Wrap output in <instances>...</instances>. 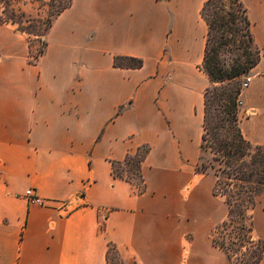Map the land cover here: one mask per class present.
Masks as SVG:
<instances>
[{"label": "crops", "instance_id": "crops-1", "mask_svg": "<svg viewBox=\"0 0 264 264\" xmlns=\"http://www.w3.org/2000/svg\"><path fill=\"white\" fill-rule=\"evenodd\" d=\"M240 1L260 59L238 124L257 147L264 0ZM206 2L72 0L35 62L29 36L0 23V264H108L109 245L124 264H231L211 234L228 206L214 175L196 171L213 84ZM141 148L139 193L114 169ZM28 189L44 204H30ZM252 213L264 240V193Z\"/></svg>", "mask_w": 264, "mask_h": 264}, {"label": "trees", "instance_id": "trees-1", "mask_svg": "<svg viewBox=\"0 0 264 264\" xmlns=\"http://www.w3.org/2000/svg\"><path fill=\"white\" fill-rule=\"evenodd\" d=\"M4 1L5 3L9 2V0ZM37 1L42 3L44 6L49 7L57 2V0ZM229 1L234 5H238L241 10L242 21L244 22L242 29L236 28L237 15L235 14L229 13V17L216 15L215 20H211L209 18L208 9L214 3V0H207L201 13L208 26V37L203 68L213 84L240 78L246 70H252L258 64L260 59L259 51L255 48L253 43L250 22L246 15L245 8L240 0ZM71 3L72 0H69L67 4L60 5L58 9L52 12L43 23L37 34L20 26H16L17 22L12 17H0V23H11L16 26L18 31L29 36L31 62H35L44 53L46 42L43 38L51 28L53 21L64 10L69 8ZM4 12L5 10H3V13ZM216 24H219L222 30H226L229 34H231V40H235V37L233 36L235 34L248 40L247 48L243 50L248 63L246 66H242L241 70L238 69L227 73L219 66L217 59L218 50L211 45L214 38L213 32ZM32 36H35L43 45V47L39 49L36 54H33L31 47ZM252 48H254L257 53L256 60L251 59ZM130 62H136L130 66H135L137 68L142 64L141 61L135 59H130ZM209 90L210 88L207 90L205 95L204 134L202 137L201 149L202 151L209 149L214 154L213 160L219 164V167L211 166V168L215 169L213 173L215 177L213 193L216 196L223 197L229 210L228 218L215 228L212 236V242L213 245L227 255L231 264H260L264 255V240L257 239L254 236L252 212L255 209L257 197L264 193V145L252 147L251 144L244 138L238 124L239 111L235 109V111L232 112V108L236 105L232 95L229 94L225 97L229 105L226 104L223 111L227 116L231 117V122L236 126L237 133L229 139L230 143L227 145L221 146L217 144L214 131L209 124V118L212 117V104L209 101L210 95H208ZM253 149L257 150L256 154L251 153ZM146 151L147 150L145 149V152L141 156L138 163L139 179L141 183L143 180L140 174V166L144 160ZM130 156L127 157L126 163ZM247 157H250L249 162L245 161ZM251 165H253V169L251 168ZM255 165L258 169L254 167ZM208 169L209 167L204 164L197 165L196 167V171L199 173H208ZM114 174L116 177L129 180L126 177L116 174L115 169ZM142 192L143 188L141 187L139 189V193ZM219 231L221 232L220 237L217 236ZM111 246L113 245H109V247ZM235 259L237 262L234 261Z\"/></svg>", "mask_w": 264, "mask_h": 264}, {"label": "rangeland", "instance_id": "rangeland-1", "mask_svg": "<svg viewBox=\"0 0 264 264\" xmlns=\"http://www.w3.org/2000/svg\"><path fill=\"white\" fill-rule=\"evenodd\" d=\"M69 0H57V2L52 6H44L37 0H9L5 3L4 0H0V17H12L16 22V26H20L27 29L35 34L40 31L43 23L50 16L52 12L59 8L62 4H67ZM6 8V9H5ZM3 10L5 12L3 13ZM229 13L237 15V29H242L244 22L242 21L241 10L238 5L232 4L229 0H214V3L208 9V16L211 20L216 19V15L229 17ZM214 38L211 42L212 47L218 50L217 59L219 66L227 73L233 72L238 69H242V66H246L248 60L243 53V50L247 48L248 40L242 38L239 35H233L235 40H231V34L226 30H222L219 24L215 25ZM223 38H222V37ZM31 47L33 54L43 47L42 43L35 37L32 36ZM222 42V44H221ZM251 59L256 60L257 53L254 48L251 49ZM136 62H124L126 65H133ZM245 71V70H244ZM252 70H246L240 78L230 81H224L221 83H214L209 90V101L212 104L211 115L209 118L210 127L213 129L215 134L216 143L225 146L230 143V138L236 135V126L231 122V117L227 116L223 109L224 106L229 103L225 97L229 94L232 95L235 100V107L232 108V112L236 110L239 111L240 104V94L242 93V83L244 79L252 75ZM226 101V102H225ZM228 119V120H227ZM255 149L251 153L256 154ZM145 149L141 148L136 154L131 155L127 163L115 166V172L118 175L128 178L131 182L137 184L141 188V182L139 179V160L144 154ZM214 154L209 150L202 151V158L200 164L208 166V173H214L215 169L211 166L219 167V164L213 160ZM250 157L245 159L249 162ZM257 168V166H254ZM253 169V165H251ZM258 169V168H257ZM218 227V226H217ZM215 228L212 230V236L214 234ZM220 231L217 236L220 237ZM258 239V238H257ZM235 262L236 259L234 260ZM108 264H124L121 254L115 246H111L108 249Z\"/></svg>", "mask_w": 264, "mask_h": 264}, {"label": "built area", "instance_id": "built-area-1", "mask_svg": "<svg viewBox=\"0 0 264 264\" xmlns=\"http://www.w3.org/2000/svg\"><path fill=\"white\" fill-rule=\"evenodd\" d=\"M252 82V77L248 76L244 79L242 83V89H246ZM240 104V101H239ZM25 197L30 204L43 205L44 201L37 195L33 189H28L25 193Z\"/></svg>", "mask_w": 264, "mask_h": 264}]
</instances>
